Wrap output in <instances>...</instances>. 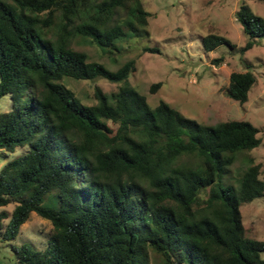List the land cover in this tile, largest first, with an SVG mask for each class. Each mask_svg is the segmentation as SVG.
Instances as JSON below:
<instances>
[{
	"label": "trees",
	"instance_id": "16d2710c",
	"mask_svg": "<svg viewBox=\"0 0 264 264\" xmlns=\"http://www.w3.org/2000/svg\"><path fill=\"white\" fill-rule=\"evenodd\" d=\"M147 17L141 0H0V97L13 102L0 112V149L26 146L0 167V236L15 238L31 212L51 223L43 249L12 246L18 263L152 264L155 254L162 264H264V240L246 235L240 212L264 194L260 166L250 162L237 187L224 181L236 154L261 143L258 128L202 124L164 100L152 108L129 82L134 59L111 70L72 47L81 37L111 54L127 32L148 33ZM235 17L245 51L264 17L247 0ZM202 42L234 46L217 34ZM63 77L118 85L109 96L95 86L85 105ZM255 82L232 71L226 93L242 104Z\"/></svg>",
	"mask_w": 264,
	"mask_h": 264
},
{
	"label": "rangeland",
	"instance_id": "374dc122",
	"mask_svg": "<svg viewBox=\"0 0 264 264\" xmlns=\"http://www.w3.org/2000/svg\"><path fill=\"white\" fill-rule=\"evenodd\" d=\"M148 11L147 34L132 35L131 32L118 38V51L102 53L87 40L77 37L72 47L88 54L89 60L102 62L114 70L128 59L135 60V68L128 79L133 87L146 97L150 107L164 100L186 117L214 125L229 119L250 121L258 128L261 143L248 151L236 154L224 177L226 183L239 185V177L250 162L260 166V177L264 179V34L256 43L241 51L246 35L236 20L235 13L240 0H141ZM252 10L264 17V0H247ZM217 34L226 37L232 44L222 43L205 50L203 37ZM144 47H154L155 52ZM217 60V61H214ZM251 71L256 82L248 91V99L239 104L228 97L226 87L232 71ZM62 82L74 96L85 105L97 102L93 89L98 86L108 96L117 89V83L96 77L91 80H76L63 77ZM161 85L150 91L152 84ZM112 101L111 97L108 98ZM15 106L20 102H15ZM9 95L0 97V112L12 108ZM25 147L13 152L0 149V167L7 160L21 154ZM54 205L53 201L43 202ZM11 211L13 204L4 207ZM1 209V208H0ZM242 222L247 236L264 240V194L240 205ZM7 220H4L5 224ZM51 223L31 212L20 226L15 238L4 240L0 236V264H20L12 249L26 243L41 250L47 244ZM264 258V251L260 253ZM152 264H162L152 254Z\"/></svg>",
	"mask_w": 264,
	"mask_h": 264
}]
</instances>
